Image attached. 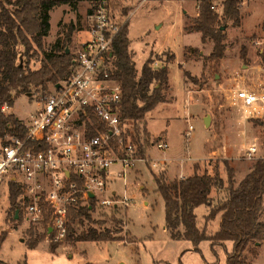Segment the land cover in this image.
<instances>
[{
	"label": "rangeland",
	"instance_id": "rangeland-1",
	"mask_svg": "<svg viewBox=\"0 0 264 264\" xmlns=\"http://www.w3.org/2000/svg\"><path fill=\"white\" fill-rule=\"evenodd\" d=\"M70 1L73 5L64 3L51 11L52 29L43 37L44 52L37 50L30 61L31 69L40 66L44 53L49 52L57 38H63L68 24H74L68 46L72 53L76 51L80 40L86 38V33L82 32L87 28V10L94 0L82 3L79 0ZM108 2L115 17L120 21L125 18V23H128V50L137 75L148 58L152 61V67L166 65L169 70L173 95L168 84L164 92L166 100L146 112L138 124L134 123V131L143 141L146 134L148 143L156 136L164 135L168 147L158 150L148 145L145 150L146 161H136L124 179L114 181V190L119 194L125 192L131 198L129 204L119 205L115 209L97 207L89 213V219L77 218L72 222L74 235L90 227L107 232L111 239L77 241L75 249L71 251L72 257L68 258L65 253V264H73L78 256L89 257L96 264H226V252L232 251V241L203 240L195 243L169 237L168 231L163 228L164 204L155 192L153 175L163 174L167 180H171L181 174L191 175L196 167L198 173L204 170L211 173L212 167L216 165L219 175L225 180L222 161L226 160L234 168L235 180L238 182L248 172L253 161L264 156V118L249 116L241 104L232 98L234 91L243 87L258 93L264 91V64L260 56L264 52V31L261 28L264 0H245L241 6L242 34L231 20L224 22L222 1L214 0L218 22L224 26L226 35L223 56L225 66H221V61L213 65L212 61L205 59L209 54L205 55L204 61L208 66L205 67V74L200 76L194 74H199L201 67L186 62L184 56V53H190L184 50L185 46L200 45L199 32L188 33L184 30L198 14V0ZM242 45L247 48L246 61L239 55ZM171 52L175 58L166 61L171 57ZM193 55L190 53L191 58ZM50 87L51 83L47 85V90ZM40 92L33 88L31 94L16 95L13 106L6 113L14 115L24 124L28 123L37 107L36 98L31 95ZM205 116L209 117L207 124L204 123ZM189 125L192 130L186 134ZM252 145L257 147V151L249 157L246 151ZM153 161L155 167L152 166ZM115 168L118 166H112V169ZM210 195L212 202L216 203L224 192L213 187ZM2 197L0 234L6 232V236L0 242L1 254L27 251L30 230L42 238L38 244L40 247H47L45 241L48 245L51 242L74 245L75 241L65 240V237L55 241L53 235L42 232L40 223L27 222L21 217L13 220L6 193H2ZM201 209L203 205L197 208L198 214ZM260 218L264 221V202ZM20 237L23 242L19 240ZM263 244L264 240L250 244L243 252L245 264H264Z\"/></svg>",
	"mask_w": 264,
	"mask_h": 264
},
{
	"label": "built area",
	"instance_id": "built-area-1",
	"mask_svg": "<svg viewBox=\"0 0 264 264\" xmlns=\"http://www.w3.org/2000/svg\"><path fill=\"white\" fill-rule=\"evenodd\" d=\"M87 18V37L73 53L69 75L57 87L51 84L46 92L31 95L37 107L28 123L18 120L25 128L23 137H0V205L2 193L9 201L12 183L19 191L17 218L40 223L55 241L73 225L71 212L129 204L131 198L112 184L124 179L136 161H146L139 153L143 140L134 131L135 121L122 111L121 85L111 77L116 69L111 44L125 18L115 17L108 0L94 2ZM232 98L249 116L264 118V91L243 87ZM9 109L6 103L1 106L4 114ZM191 130L189 125L186 134ZM150 145L164 150L168 141L158 135ZM256 151L252 145L246 153L250 157Z\"/></svg>",
	"mask_w": 264,
	"mask_h": 264
},
{
	"label": "trees",
	"instance_id": "trees-1",
	"mask_svg": "<svg viewBox=\"0 0 264 264\" xmlns=\"http://www.w3.org/2000/svg\"><path fill=\"white\" fill-rule=\"evenodd\" d=\"M94 0L93 2H96ZM198 14L191 23L184 27L187 32L197 31L201 41L210 39L212 50L205 59L218 65L224 56L226 35L218 22L219 16L213 5L214 0H198ZM224 22L231 20L234 26L240 24L239 7L241 0H221ZM64 3L72 4L70 0H0V137L13 135L23 137L25 128L12 114L1 112V106L6 103L13 106L14 97L20 93L31 94L32 89L47 91L49 83L56 84L69 75L73 53L68 46L74 31V24L67 25L63 38H57L44 53V59L36 69L30 68V61L37 50L43 51V37L50 29V10ZM73 5V4H72ZM264 31V19L261 23ZM112 54L116 69L111 77L116 78L121 85V102L124 116L135 123L144 119L145 113L152 110L158 103L166 100L168 89V69L166 65L152 67L151 59L143 62L137 75L135 63L128 50V23H124L112 40ZM68 48V52L66 51ZM196 52V48H185ZM240 58L246 61L247 48L240 47ZM186 56V53H184ZM264 64V52L260 54ZM174 58L173 54L166 61ZM264 68V67H263ZM186 75L189 76L188 73ZM148 135L139 145V153L145 156V150L150 143ZM224 178L219 175L217 166L212 172L196 171L184 178L167 180L163 174L153 175L155 192L162 198L164 204V227L171 239H186L192 242L208 240L212 242L232 241V251L226 252V264H245L243 252L251 243L264 240V221L261 220L264 195V157L257 158L251 164L248 172L237 182L234 168L226 160L222 161ZM9 206L15 218L16 197L18 189L10 183ZM216 187L224 192L223 197L213 203L210 192ZM206 205L208 212L203 215L200 225L196 219L195 208ZM87 208H81L77 214L70 213V222L77 215L87 214ZM217 215H220L218 228L209 229ZM47 215L45 219L47 220ZM14 220V219H13ZM6 232L0 234V242ZM27 245L34 247L41 237L29 231ZM68 241H106L111 239L105 231L88 228L77 235L68 224V232L64 238ZM57 243L51 242L49 250L54 251ZM0 264H3L0 261ZM85 264H94L86 262Z\"/></svg>",
	"mask_w": 264,
	"mask_h": 264
},
{
	"label": "crops",
	"instance_id": "crops-1",
	"mask_svg": "<svg viewBox=\"0 0 264 264\" xmlns=\"http://www.w3.org/2000/svg\"><path fill=\"white\" fill-rule=\"evenodd\" d=\"M79 1L81 3L87 2V0H79ZM244 3H245V0H241V4L239 7L240 13H241L240 8ZM59 7H61V6H56L52 10H50V12H49V14H50V18H49L50 31L52 29L51 11H53L54 9H57ZM87 11L90 12V8H88ZM240 17H241L240 18L241 19L240 24L238 26H235V28L239 30L240 34H242V32H244V30H243V16H240ZM155 26L157 27V24ZM128 32H129V26H128ZM185 32H187V31H185ZM190 32H192V31H190ZM82 33H86V29ZM86 37H87V34H86ZM82 40H84V38ZM82 40H80V41H82ZM212 46H213V43L210 39H206L204 42H202L201 37H200V45L199 46H195V47L185 46V48H196L197 49L196 52L190 51L191 54H194L192 56V58L194 57L195 59H192L190 57V53H188V52L186 53V56H185L186 62H188V63L191 62L192 64H198L201 67V72L199 74H194V75L200 76L202 74H205V72H206L205 67H207L208 65H206L207 63H205V61H204V56L208 55L211 52ZM171 53L173 54V56L175 58L174 53L173 52H171ZM220 64L222 67L225 66L224 65V57L221 59ZM168 84H169V89L171 90V94L173 95V89H172V86H171L170 80H169V70H168ZM190 91L192 92V90H190ZM188 175H190V174H181L180 176H178V178H184L185 176H188ZM141 187H143V186H140V188ZM198 207L195 208V214H196V219H197L198 223L201 225L202 221H203V215H205L208 212V207L206 205H203V209H201L200 214H198V212H197ZM15 219H17V217ZM219 220H220V215H217L215 220L213 222H211V224L209 225V229L211 231H214L218 228ZM163 228L165 229V227H163ZM165 231H167V230L165 229ZM19 240L21 241V237L19 238ZM132 241L133 240L129 241V243ZM21 242H23V241H21ZM45 242H46L47 247L38 246V244H39V242H38L34 247L27 246V251L20 250L19 252H15V253H11V254H1L0 253V261L3 264H65V257H64L65 253H66V255L68 254V258H71L73 255L71 253V251H73L75 249V245L77 243V242H75L74 245H72L70 243H68V244L63 243L61 245H58L55 248V250L52 252L49 250L48 242L47 241H45ZM94 242H96V241H94ZM97 242H99V241H97ZM24 243L26 244L25 241H24ZM86 262H91V263L96 264L89 257H83V256H81V257L78 256V258L76 259V261L73 264H85Z\"/></svg>",
	"mask_w": 264,
	"mask_h": 264
},
{
	"label": "water",
	"instance_id": "water-1",
	"mask_svg": "<svg viewBox=\"0 0 264 264\" xmlns=\"http://www.w3.org/2000/svg\"><path fill=\"white\" fill-rule=\"evenodd\" d=\"M222 29H224V26L221 27ZM66 51L68 52V48H66ZM58 86V84H56V87ZM209 121V117L205 116L204 117V123L207 124V122ZM17 217V211H15V218Z\"/></svg>",
	"mask_w": 264,
	"mask_h": 264
}]
</instances>
